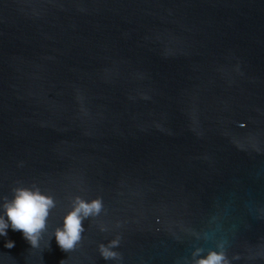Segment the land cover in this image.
<instances>
[{
	"label": "water",
	"instance_id": "obj_1",
	"mask_svg": "<svg viewBox=\"0 0 264 264\" xmlns=\"http://www.w3.org/2000/svg\"><path fill=\"white\" fill-rule=\"evenodd\" d=\"M34 184L40 247L9 226L0 264H264V0H0V197Z\"/></svg>",
	"mask_w": 264,
	"mask_h": 264
},
{
	"label": "clouds",
	"instance_id": "obj_2",
	"mask_svg": "<svg viewBox=\"0 0 264 264\" xmlns=\"http://www.w3.org/2000/svg\"><path fill=\"white\" fill-rule=\"evenodd\" d=\"M13 196L0 197V236L7 235V229L11 226L14 231H22L24 238L32 248H39L43 233L47 229V221L52 209L56 207L55 198L45 194L35 184L31 187L17 186L12 189ZM104 210L102 197L86 201L80 196L72 200L71 210L63 218V227H56L54 235L59 247L65 252L76 249L85 232L83 221L98 217ZM7 216V220L5 219ZM10 222V225H9ZM101 231H107L103 226ZM120 244V237L110 240L108 244L101 243L98 246L99 253L104 260H118L120 254L113 251ZM5 247H14V242L9 240ZM203 248L197 247L192 252V260L185 264H231L224 247V243L217 244V250H208L203 256ZM238 259V257H235ZM63 264V261H61Z\"/></svg>",
	"mask_w": 264,
	"mask_h": 264
}]
</instances>
